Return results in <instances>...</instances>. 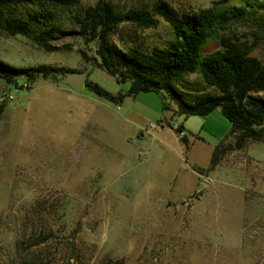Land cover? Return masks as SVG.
<instances>
[{
	"label": "rangeland",
	"instance_id": "obj_1",
	"mask_svg": "<svg viewBox=\"0 0 264 264\" xmlns=\"http://www.w3.org/2000/svg\"><path fill=\"white\" fill-rule=\"evenodd\" d=\"M98 1L79 0V10ZM110 1L122 13L153 14L155 6L154 0ZM166 1L197 12L220 0ZM154 18L156 28L122 24L112 41L124 50L152 51L175 40L171 24ZM63 21L65 30L78 28ZM263 29L250 20L234 31L259 40L253 55L264 62ZM78 43L69 37L55 44L74 50L47 52L0 32L5 64L91 67L88 81L129 94L116 103L86 86L78 93L42 77L18 85L0 79V264H264V143L249 141L242 158L241 150L230 151L209 169L211 150L195 136L203 118L178 116L161 126L163 114L152 120L149 108L161 96H133L131 83L86 63ZM217 49L210 42L202 55ZM188 80L216 92L200 75ZM152 124L158 127L150 131ZM181 125L189 142L177 134ZM200 137L210 140L207 129Z\"/></svg>",
	"mask_w": 264,
	"mask_h": 264
},
{
	"label": "trees",
	"instance_id": "obj_2",
	"mask_svg": "<svg viewBox=\"0 0 264 264\" xmlns=\"http://www.w3.org/2000/svg\"><path fill=\"white\" fill-rule=\"evenodd\" d=\"M154 1L152 14L135 9L122 13L110 0H99L84 10H79V0H0V32L26 37L47 52L74 50L71 45H56L59 40L71 37L81 41L77 52L86 63L103 69L120 83H138L141 93L161 96L162 124L171 126L178 116L205 118L220 109L231 129L213 153L211 170L228 152L243 150L249 141L264 143V98L260 95L264 93V62L253 55L259 40L252 42L246 34L239 36L234 31L250 20L263 29L264 1L220 0L197 12H180L166 0ZM154 14L171 24L175 40L152 51L138 46L124 50L112 41L124 23L156 28ZM64 17L78 28H61ZM210 42L218 49L203 56V47ZM71 72L74 70L47 65L15 68L0 61V79L6 85H18L23 77L29 82L42 77L59 83L57 78ZM190 75L202 76L204 85L216 92L189 81ZM86 87L116 103L129 96L111 93L88 80ZM177 131H184L183 126Z\"/></svg>",
	"mask_w": 264,
	"mask_h": 264
},
{
	"label": "crops",
	"instance_id": "obj_3",
	"mask_svg": "<svg viewBox=\"0 0 264 264\" xmlns=\"http://www.w3.org/2000/svg\"><path fill=\"white\" fill-rule=\"evenodd\" d=\"M156 94V93H155ZM149 108L150 110H153L154 115L153 117H151L152 120H159L163 114V102L161 101L159 104L155 102H152V104H149ZM159 111V113H158ZM217 110H215L213 113H211L208 117L203 118V125L202 128L200 130V134L195 135L197 137L198 141H202L205 145H207V147L211 150V160H212V156L213 153L216 149L217 146L220 145V143L227 137L228 133H229V129L228 126L223 118V113L222 116H220V114H215ZM225 117V116H224ZM226 118V117H225ZM150 120V119H149ZM161 120V119H160ZM137 126H139V124H136ZM141 127V125L139 126ZM184 128V132H186V128L183 126ZM205 129H207L208 134L210 136V140H206L201 136L202 132L205 131ZM187 142H189V138L188 136L186 137ZM243 150H241V158L243 155ZM237 153V152H235ZM211 160H210V165H211ZM210 165L208 167H210Z\"/></svg>",
	"mask_w": 264,
	"mask_h": 264
},
{
	"label": "water",
	"instance_id": "obj_4",
	"mask_svg": "<svg viewBox=\"0 0 264 264\" xmlns=\"http://www.w3.org/2000/svg\"><path fill=\"white\" fill-rule=\"evenodd\" d=\"M91 67L83 72H71L63 77L57 78L58 82L62 85L69 87L71 90L81 93L83 92L87 77L90 73ZM24 79V77H23ZM141 93V87L138 83H132L131 94L137 97Z\"/></svg>",
	"mask_w": 264,
	"mask_h": 264
},
{
	"label": "built area",
	"instance_id": "obj_5",
	"mask_svg": "<svg viewBox=\"0 0 264 264\" xmlns=\"http://www.w3.org/2000/svg\"><path fill=\"white\" fill-rule=\"evenodd\" d=\"M161 126L163 125L162 123L160 124ZM158 127L157 124H152L148 129L151 131V130H154ZM178 136L180 139H185L186 138V134L184 131H178L177 132Z\"/></svg>",
	"mask_w": 264,
	"mask_h": 264
}]
</instances>
